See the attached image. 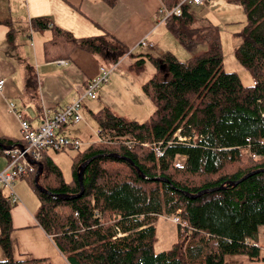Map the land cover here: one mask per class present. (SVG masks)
<instances>
[{
  "label": "trees",
  "instance_id": "obj_1",
  "mask_svg": "<svg viewBox=\"0 0 264 264\" xmlns=\"http://www.w3.org/2000/svg\"><path fill=\"white\" fill-rule=\"evenodd\" d=\"M104 1L113 5L117 0ZM227 1L242 5L247 15L236 55L251 72V85H245L236 72L223 69L218 27L198 18L193 6H184L180 16L167 18L166 26L187 48L207 43L208 49L187 61L169 51L159 57L148 53L135 61L131 67L137 72L151 61L158 74H169L163 79L154 75L142 85L155 105L146 121L127 119L109 109L95 114L103 134L127 136L136 140L135 145L96 141L76 150L73 178L68 182L44 153L38 182L48 192L33 185L36 165L26 175L40 201L36 218L68 264H188L181 242L168 251L154 249L158 216L180 209L189 225L188 242L198 246L199 264H225L227 255L260 256L261 247L249 239L264 225V171L236 185L229 182L264 169V0ZM161 2L172 9L179 0ZM196 21L199 26L195 27ZM6 24L11 41L13 27ZM33 24L47 26L43 19ZM54 32L45 43L47 57H54L53 52L67 56L76 48L102 55L109 49L117 59L128 52L109 35L76 39L65 30ZM27 70L26 83L32 85L36 79L32 69ZM0 143L11 142L0 138ZM156 147L162 150L160 157ZM3 149L0 146V152ZM247 150L251 153L248 160ZM96 155L85 169L83 194L61 198L60 194L81 191L78 166ZM180 156L185 162L177 165ZM156 177L170 182L152 179ZM223 184L224 188L197 198L184 193ZM12 204L0 188V246L6 257L0 264H51L45 258L13 259Z\"/></svg>",
  "mask_w": 264,
  "mask_h": 264
},
{
  "label": "crops",
  "instance_id": "obj_2",
  "mask_svg": "<svg viewBox=\"0 0 264 264\" xmlns=\"http://www.w3.org/2000/svg\"><path fill=\"white\" fill-rule=\"evenodd\" d=\"M162 8L161 0H117L113 5L104 0H0V79L5 80L0 91V138L11 142L5 145L22 143L19 119L9 110V103L14 104L22 118L37 126L44 109L59 111L81 95L88 80L100 74L101 66L117 61L115 52L109 49H105L104 55L76 48L67 56L64 52H53L51 56L54 54V57H47L45 43L53 38L54 29L65 30L76 39L109 35L111 40L114 38L128 48L122 57L133 56L135 61L145 55V52H137L144 37L154 43L152 49L159 50L161 55L150 54L159 57L169 51L175 55L174 41L168 35L172 33L163 22ZM35 19L45 20L47 26L34 27ZM6 21L13 27L11 41L7 39L10 26ZM101 57L106 58L109 65H105ZM28 67L36 79L32 85L26 83ZM131 70L134 72L132 67ZM113 72V79L110 77L109 82L99 89L96 99H84L82 109L87 105L94 118L96 113L109 109L127 119L146 121L155 110L152 100L142 89L143 83L150 78L140 84L141 81H135L130 71ZM84 120L76 124L67 122L59 132L81 139L89 146L98 137L93 140L81 129L72 128ZM8 160L9 157L0 152V171L7 166ZM13 190L17 199L10 208L13 259L45 258L51 264H68L36 218L40 201L29 178L17 179ZM3 192L9 196L7 189L4 188ZM5 259L0 246V261Z\"/></svg>",
  "mask_w": 264,
  "mask_h": 264
},
{
  "label": "rangeland",
  "instance_id": "obj_3",
  "mask_svg": "<svg viewBox=\"0 0 264 264\" xmlns=\"http://www.w3.org/2000/svg\"><path fill=\"white\" fill-rule=\"evenodd\" d=\"M193 10L197 14L198 18L201 17L203 20L208 21L209 23L218 27L221 34L224 56L223 69L227 72H236L245 85H251L253 83L252 74L245 66L242 65L236 55V50L242 40L240 33L247 23V15L243 6L229 3L227 0H205L204 5H195L193 6ZM25 25L27 26V23ZM194 26H199V23L196 21ZM26 32L28 37V34H30L29 28H27ZM168 35L170 39L174 41V46H172V48L175 51V56L180 61H187L193 55L199 54L208 49L207 43H201L192 48H187L172 34L169 33ZM108 40L111 41L110 39ZM163 41L166 42L167 40L163 39ZM139 48L140 49L137 50V52L161 55L158 53L159 50L156 51L152 48H146L142 46H139ZM7 50L8 49L5 48V51ZM120 58V64L113 71L117 72L124 70L126 73L130 71L135 81H141L140 84L158 74L154 64L151 61H147V63L144 65V68L140 72H137L136 70L133 72L131 70V64H133L135 58L133 56ZM102 59L105 65H109V63L106 64V58ZM114 75H111L112 79ZM168 75L169 74H164L163 76V73L161 72L158 74L161 79ZM114 110L116 112L119 111L118 107H115ZM82 113L85 117L84 122L72 128H79L81 129V132L85 133L89 138L96 140L97 130H99L98 122L91 115L90 109L87 108V105L83 107ZM85 145L87 146L86 143ZM77 152L78 151L72 148H66L62 151H48V156L57 165L59 171L61 172L60 174L65 181H70L72 179V165ZM249 157H251V153L249 150H247L246 159L248 160ZM184 162L185 158L183 156L178 157L176 160L177 165H182ZM176 213L177 211L171 214L164 213L159 215L158 220L156 223H154L156 227V239L154 242L155 252L159 253L161 251L171 250L175 247L176 243L181 242L180 245H184V251L187 254V260L189 261L188 264H199L197 254L198 246L193 245L194 243L188 242L190 238V231L187 229L185 232H182L180 227L172 221V218ZM249 240L251 243H256V245L261 247L260 256L256 259H252L247 255H227L225 258V264H264V225H261L257 234L255 235V238H251Z\"/></svg>",
  "mask_w": 264,
  "mask_h": 264
},
{
  "label": "built area",
  "instance_id": "obj_4",
  "mask_svg": "<svg viewBox=\"0 0 264 264\" xmlns=\"http://www.w3.org/2000/svg\"><path fill=\"white\" fill-rule=\"evenodd\" d=\"M204 3L205 0H179L172 9L165 8L163 5L161 10L163 12V22L166 23L168 17L174 15L180 16L184 6H202ZM139 46L153 48L155 45L144 37L140 41ZM60 62L65 63L64 60ZM119 63L120 60L117 59L115 63L109 66H101L100 74L88 80L81 95H79L77 99L67 103L59 111L53 112L49 109H44L42 111V120L37 126H32L28 120L22 118L21 115L17 113L12 102L8 104L9 110L15 113L19 119L22 141V147L15 145L12 148L2 150V153L8 156L9 160L7 166L0 171V188H5L9 191L11 203H15L17 200L13 190L14 182L28 175L30 171L35 169V164L31 163L32 160L41 161L44 153L49 150L62 151L66 148L78 150L86 146L83 140L64 136L59 132V129L67 122L76 124L84 120V115L82 113L84 99L97 98L99 89L109 82L113 70ZM4 82V79H0V91L3 88ZM97 137V141L106 143L123 141L129 147H133L136 141L127 136L103 134L100 129L97 131ZM161 154L162 150L156 147V155L160 157ZM180 212L181 209L177 211L172 221L180 227L182 232H185L189 229V225L188 222L180 216Z\"/></svg>",
  "mask_w": 264,
  "mask_h": 264
},
{
  "label": "water",
  "instance_id": "obj_5",
  "mask_svg": "<svg viewBox=\"0 0 264 264\" xmlns=\"http://www.w3.org/2000/svg\"><path fill=\"white\" fill-rule=\"evenodd\" d=\"M161 67H162V69H165V66L162 65ZM0 146L5 148V149H9V148L13 147V145H5V144H2V143H0ZM17 146L22 147L21 144H18ZM110 155L111 156H115V157H121V158L123 157L122 155H120L118 153H111ZM96 157H97V155L94 156V157L89 158L88 160L84 161L81 165L78 166L77 177H78L79 185H81V191H79L77 194H74V195H68V194L63 195V194H60L59 196L61 198L70 199V198H73V197H76V196H81L83 194L84 189H85L84 183H83V176H84L85 169L90 164V162L92 160H94ZM126 159H129V158H126ZM31 163L35 164L37 166V169H36V172H35V175H34V186L41 192H48L45 188L41 187L39 182H38L39 181V176H40V174L42 173V170H43V163L41 161H35V160H32ZM131 163L134 164L133 161H131ZM138 171L140 172V170H138ZM260 171H264V169L254 170V171L248 173L247 175H245L244 177H242L239 180L230 181L229 184L236 185V184L240 183L241 181H243L248 176L256 174L257 172H260ZM142 176L144 178H148V176H146L145 174H142ZM152 179H157V180H163V181L170 182L168 179L163 178V177H156V178H152ZM224 187H225V185L223 184L221 186L214 187V188L202 189L198 193H189L187 191H185L184 193L190 198H197V197L201 196L202 194H205V193H208V192H212V191H216V190L222 189Z\"/></svg>",
  "mask_w": 264,
  "mask_h": 264
}]
</instances>
